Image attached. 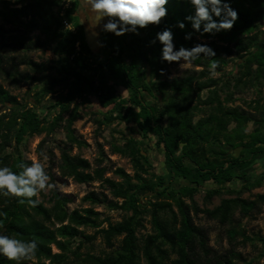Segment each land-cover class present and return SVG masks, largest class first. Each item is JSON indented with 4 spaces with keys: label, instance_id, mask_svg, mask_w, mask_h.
Instances as JSON below:
<instances>
[{
    "label": "trees",
    "instance_id": "16d2710c",
    "mask_svg": "<svg viewBox=\"0 0 264 264\" xmlns=\"http://www.w3.org/2000/svg\"><path fill=\"white\" fill-rule=\"evenodd\" d=\"M225 2H229L239 14L231 31L201 35L203 25L201 32H196L191 22L185 19L194 15V8L188 0H169L167 17L160 25L138 29L139 35L128 33L117 37L107 32L106 39L101 42L107 56L93 66L91 58L94 52L89 49L85 29L77 16L79 0H73L65 9L62 8V0H0V20L18 31L11 38L15 47L26 51L41 48L40 37L33 40L30 36L35 31L55 46L57 60L54 66L25 62L34 72L42 74L39 79L31 78L44 85L42 97L57 94L62 84L68 88L67 96L56 103V107L60 108L59 115L51 124H46L37 113L21 107L17 99L0 85V105L11 107L9 114L0 117V167L8 166L19 172L18 164H30L13 152L7 153V150L12 148L13 143L19 147L26 137L53 134L60 128L63 115L69 113L72 103L77 99L94 97L103 107H113L108 121L117 114V121L137 126L144 140L153 137L157 148L164 151L165 167L170 176L193 186L174 192L166 186L164 177L151 175L150 179L144 178V175L150 176L151 166L141 151V143L134 139L128 140L124 147L114 149V154L130 160L134 177L118 169L115 175L120 181H115L106 178L105 169L93 170L87 160L79 156L71 157V148L83 145L73 130L77 120L73 112L64 127L70 147L61 152L59 169L62 177L80 185L101 183L112 198L121 200L122 204L109 201L105 194L95 192L88 194L83 201L91 206L106 205L112 210H125L132 216L117 224L106 221L107 229H101L104 222L100 221L99 213L93 208L70 212L68 206L72 203L71 199L58 190L50 193V207L41 201L38 206L30 207L26 203H18L15 198L0 195V213H6V216H0L3 223L0 233L21 240H37L35 258L23 264H71V242L84 237L82 228L98 230L97 234L103 236L106 245L113 251L103 257L87 255L85 258L73 253L78 264H237L233 258L218 256L209 248L206 235L194 225L190 208L183 198L193 202L198 188L211 183L216 188L206 195V200L210 201L214 196L221 195L228 184L246 179L247 170L264 156V106L259 101L255 102L256 106H250L261 114V120H255L242 108L229 106L233 103L232 94L222 100L221 91L215 88L217 82L209 77L208 57L201 56L192 62L195 67L204 69L196 76L170 79L161 75V69L165 73L168 70V63L161 61L163 46L158 40L155 44L150 43L158 32L166 28L173 33L175 50L181 46L190 49L196 44H203L198 38L208 40L210 42L206 44L216 53V57L211 59L219 63L216 72L225 69L227 58L238 57L241 76L236 78L237 89L264 84V34L260 33V25L264 24V0ZM62 13L64 17H61ZM64 20L74 27V31L65 29ZM178 22H183L185 28L180 29ZM188 33L192 34L191 39H185ZM147 66L151 78L157 82L156 91L164 101L160 108H153L143 101V93L154 96L151 84L142 71V67ZM117 87L129 91L128 101L119 98ZM205 92L207 95L203 97ZM251 122L256 128L253 133L247 134L246 129ZM239 148L243 152L235 157L231 152ZM157 189L162 190L157 193ZM143 191L156 193L157 199L171 200L172 203L151 205L153 234L140 240L138 232L144 227L142 217L147 212L140 205L139 194ZM173 205L177 207L178 214L173 211ZM252 206L240 198L223 200L219 207L204 213L211 220L227 224L235 211L249 213ZM192 208L198 212L195 206ZM121 237L123 239L115 249L113 241ZM92 239L85 237L88 241ZM0 264L15 262L0 256Z\"/></svg>",
    "mask_w": 264,
    "mask_h": 264
},
{
    "label": "rangeland",
    "instance_id": "374dc122",
    "mask_svg": "<svg viewBox=\"0 0 264 264\" xmlns=\"http://www.w3.org/2000/svg\"><path fill=\"white\" fill-rule=\"evenodd\" d=\"M16 1V0H11ZM30 1V0H26ZM63 1L62 8H69L70 5ZM73 0H71L72 2ZM80 1V0H79ZM77 14L81 17V6ZM214 19H218L214 17ZM107 20V19H106ZM87 23V21H85ZM82 24L81 19L79 21ZM107 23V22H106ZM260 33L264 34V24L260 25ZM74 31V27H73ZM102 31L100 34V42L105 40V34ZM18 31L16 28L5 25L0 20V85L4 90L8 91L11 96L15 97L21 107L31 109L37 113L40 118L45 119L46 124H51L59 115L60 108L56 107L58 100H63L68 94V88L62 84L57 89V94L42 97L44 85L41 82L33 81L31 78L39 79L42 74L34 72L29 65H26V60L47 67L54 66L57 57L54 54L55 46L46 42L45 36L40 35L35 31L30 36L33 40L40 37L43 43L41 48H33L30 51L19 50L15 47L11 38L16 36ZM198 41L206 44L210 41L198 38ZM106 54L103 48L94 52L91 58L93 66H97L105 58ZM238 57L233 56L227 58V66L218 73L215 77L209 75L217 82L216 89L220 90L221 99H225L227 95L232 94L233 103L229 104L232 107H240L247 111L255 120H261V114L250 109V106H256L255 102L259 101L264 106V84L253 87H235L236 78L240 77L239 68L237 66ZM180 63H183L181 61ZM173 62L168 63V70L164 74L170 79L186 78L196 76L203 68H197L192 63L182 64ZM142 71L147 75V68L142 67ZM210 74V73H209ZM149 83L154 96L143 93V101L153 108H160L164 105L161 95L157 93V82L151 78ZM118 96L121 99L128 101L130 97L129 91L117 87ZM207 93L203 94L206 97ZM130 103L127 104L129 107ZM110 107H103L98 99L89 97L87 99H77L70 105L69 113L64 114V121L60 123V128L47 136L26 137L24 142L17 147L15 143L12 148L7 150V153L13 152L16 157L20 156L25 161L31 162L33 159H41L45 165V169L50 177V183L56 185L53 190H58L61 195L67 196L72 203L68 206L70 212L74 210H83L93 208L99 213L100 221L104 222L101 229H107L109 221L111 224H117L123 221L124 218L132 216L131 212L125 210H112L106 205L91 206L90 203H85L83 199L90 193L105 194L109 201L122 204L121 200H115L107 191L106 187L101 183H92L80 185L72 179L63 178L59 169L61 165L62 150L70 147L67 145V138L64 127L70 115L75 112L77 120L73 125L75 136L83 144L81 147L73 146L70 150V156H79L87 160L92 169L103 168L107 171L106 178L120 181L115 175V171L123 169L128 175L134 177L135 171L132 163L128 158L114 154V149L124 147L128 140L134 139L141 143V151L148 159L150 176L144 175V178L150 179L151 175L164 177L166 186L170 191L178 192L181 188L192 185L170 176L165 167V157L162 148H157L155 139H143L141 132L137 126L124 124L116 120L117 114L111 118ZM11 107H3L0 105V117L4 114H9ZM256 126L251 122L246 129L247 134L253 133ZM47 155L48 159L43 161L40 153ZM240 151L239 156L241 155ZM233 155L236 151L231 152ZM246 179H237L232 184H228L223 193L219 196H214L210 201L206 200L208 191L216 188L215 185L209 183L198 188V193L195 194L193 202L189 198H183V201L189 206L193 223L207 237V244L218 256H228L234 259L237 264H264V156L258 158L255 163L247 170ZM246 171V172H247ZM162 189H157V193ZM52 190L43 192L38 197L41 202H44L46 207H50L49 198ZM140 205L146 209V213L142 217V227L138 232V237L143 240L147 235L153 234L152 226V204L157 202L172 203L171 200L157 199L156 193L143 191L139 194ZM245 200L253 204L249 213L237 210L233 213L230 223L222 224L219 221L211 220L204 213L205 210H214L219 207L223 200L237 199ZM195 206L198 212H195ZM173 211L178 214V209L173 205ZM170 218V214L168 215ZM58 227V226H56ZM84 237L77 238L71 242V255L69 256L71 264H78L79 261L73 253H77L80 258H85L87 255L103 257L111 254L113 249H110L102 235H98L96 229L82 228ZM93 237L91 241L85 240V237ZM123 238L114 239V248L116 249ZM114 249V250H115ZM54 252L57 253L55 248Z\"/></svg>",
    "mask_w": 264,
    "mask_h": 264
},
{
    "label": "clouds",
    "instance_id": "9594fccd",
    "mask_svg": "<svg viewBox=\"0 0 264 264\" xmlns=\"http://www.w3.org/2000/svg\"><path fill=\"white\" fill-rule=\"evenodd\" d=\"M194 8V15L185 19L191 22L192 28L196 32H201L203 25L204 33L216 34L221 31H231L239 19L237 10L233 9L229 2L225 0H188ZM66 4H72L71 0H65ZM169 0H80L82 10L81 22L87 21L90 29H95L102 21V31L113 33L120 37L128 33L139 35L138 29L147 28L150 25H160L167 17V7ZM214 17L218 19H214ZM180 29L185 28L183 22H178ZM191 33L185 39H191ZM159 41L163 46L161 49V61L169 64L176 62L191 64L201 56L210 58V75H217L216 69L219 63L215 59V51L207 44H196L190 49L183 46L175 50L173 43V33L171 29H164L156 34V38L151 41L155 44ZM164 75V69L160 70ZM43 161L48 159L43 152L40 153ZM19 172L13 171L8 166L0 167V195L8 198H15L20 204H27L36 207L40 203L39 196L43 192L53 190L56 185L50 183V177L41 159H33L30 164L20 163L17 165ZM37 197V199H33ZM6 216V213H0ZM0 228L3 223L0 222ZM37 240H21L13 236L0 233V256L15 264L31 262L37 253Z\"/></svg>",
    "mask_w": 264,
    "mask_h": 264
},
{
    "label": "water",
    "instance_id": "95a60500",
    "mask_svg": "<svg viewBox=\"0 0 264 264\" xmlns=\"http://www.w3.org/2000/svg\"><path fill=\"white\" fill-rule=\"evenodd\" d=\"M77 16L81 19V17L77 14ZM107 20L105 19L104 21L101 22V24L99 26H97L94 30L89 28L88 22H84L82 25L85 29V33H86V40L89 46V49L92 52H96L97 50H99L100 48H102V44L100 42V34L102 32V25L103 23H106ZM147 82L149 83L150 80V68L147 66ZM242 149H236V154L235 157H239L240 151Z\"/></svg>",
    "mask_w": 264,
    "mask_h": 264
},
{
    "label": "built area",
    "instance_id": "2783aa9c",
    "mask_svg": "<svg viewBox=\"0 0 264 264\" xmlns=\"http://www.w3.org/2000/svg\"><path fill=\"white\" fill-rule=\"evenodd\" d=\"M61 17H64V13L61 14ZM63 25H64L65 29L73 31V26L71 24H69L67 20L63 21Z\"/></svg>",
    "mask_w": 264,
    "mask_h": 264
}]
</instances>
